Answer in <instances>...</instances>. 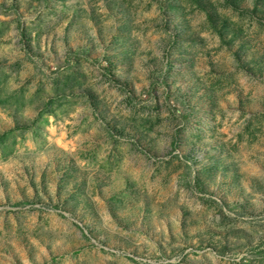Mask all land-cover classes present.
Returning <instances> with one entry per match:
<instances>
[{"label":"rangeland","instance_id":"obj_1","mask_svg":"<svg viewBox=\"0 0 264 264\" xmlns=\"http://www.w3.org/2000/svg\"><path fill=\"white\" fill-rule=\"evenodd\" d=\"M0 264H264V0H0Z\"/></svg>","mask_w":264,"mask_h":264}]
</instances>
